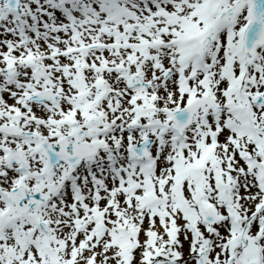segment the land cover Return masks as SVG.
Segmentation results:
<instances>
[{
  "label": "snow or ice",
  "instance_id": "obj_1",
  "mask_svg": "<svg viewBox=\"0 0 264 264\" xmlns=\"http://www.w3.org/2000/svg\"><path fill=\"white\" fill-rule=\"evenodd\" d=\"M0 264H264V0H0Z\"/></svg>",
  "mask_w": 264,
  "mask_h": 264
}]
</instances>
